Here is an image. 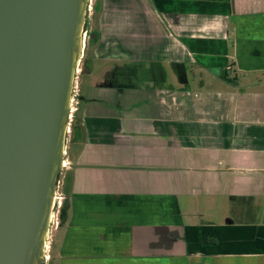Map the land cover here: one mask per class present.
<instances>
[{"label":"crops","instance_id":"crops-1","mask_svg":"<svg viewBox=\"0 0 264 264\" xmlns=\"http://www.w3.org/2000/svg\"><path fill=\"white\" fill-rule=\"evenodd\" d=\"M99 12L90 53L134 63L135 92L120 68L79 96L53 264H264V0H101Z\"/></svg>","mask_w":264,"mask_h":264},{"label":"water","instance_id":"water-1","mask_svg":"<svg viewBox=\"0 0 264 264\" xmlns=\"http://www.w3.org/2000/svg\"><path fill=\"white\" fill-rule=\"evenodd\" d=\"M90 2L0 0V264H46Z\"/></svg>","mask_w":264,"mask_h":264},{"label":"rangeland","instance_id":"rangeland-1","mask_svg":"<svg viewBox=\"0 0 264 264\" xmlns=\"http://www.w3.org/2000/svg\"><path fill=\"white\" fill-rule=\"evenodd\" d=\"M95 3H96V0H91V2H90V12H89V15H88V23H89V25L87 26V29L89 30L88 31L89 33H91L94 30L97 31L99 29V16H100L99 14H100V12H99V14L96 13L95 7H94ZM89 39H90V36H88V38H87V48L82 53V57H81V61H80V67H81V70H82L83 67H84L85 59L88 58L89 59L88 62H89L91 71L90 72H86V73L77 74V78H76V82L75 83L78 84V88H79V91H78L79 94H78V96H76L78 102H82L81 98H79V95H81V96L87 95L90 92L89 88L94 83H96V84L99 83L100 84V83L104 82L105 80H108V84L112 82V84L114 83L113 85H115V83L117 82V77L116 76H117V73L120 70V68L125 70L124 71V75H125L124 81H126L125 82L126 92L128 94H130V96H131V94H133L135 92V86H136L133 83V80H135L134 79V74H137V68H135L134 63L132 64V63H127V62H116V61L102 60V59H95L94 60L93 57H92V54L90 53V48L91 47H89L90 46ZM90 57H91V59H90ZM183 70H184V68H183ZM166 72H167L166 75L168 76V74L170 73L169 70L166 69ZM187 72L189 73L188 76H190V81L188 83V86L185 89L189 92V94H191L192 97H194V94L198 95V96L194 97L196 100H202V98H204L206 96V94L208 93V89H206L203 86H200L198 83L193 82L194 81L193 80L194 77L192 75V73L199 72V69L198 68L197 69L196 68H194V69L189 68V71H187ZM145 74L146 75H157V70H155L153 72V74H152V71L149 72V73H145ZM158 75H160V74H158ZM171 75H172V73L169 74V76H171ZM239 77H241V75H239ZM157 83H158L157 85H159L160 82L157 81ZM218 83L219 84H217L216 87H219V88H221L223 90L224 89L227 90V88H230V87L233 88L234 87L233 84L224 85L221 82H218ZM220 84L222 86H219ZM175 85L179 86L180 84L178 83V84H175ZM246 85L247 84L243 83V82L241 84H238L236 86V88H237L236 91H240L243 87H246ZM167 86H168V84H167ZM245 102H243V103H245ZM76 105L77 104L75 103V106ZM73 115H74V113H73ZM253 115L255 117H258V118H264V112H255V110H254ZM72 120H73V117H72ZM71 124H72V121H71ZM71 124H70V130H69V133H68V141H67V144H66V151H67V147L69 148L70 138H71V134H72V126H71ZM67 153H69V152H67ZM66 155H65V157H66ZM65 172H66L65 169H62V172H61L60 177H59V185H60V187L58 189V193L62 197L60 199V201H63L64 197H65V192H64V189H63V183H64V179H65ZM59 213H60V207H59V205L58 206L56 205V207L54 208L53 224L51 226L52 238L57 233V229L55 230L54 228H55L56 224H58ZM50 254H51V251H50ZM49 259H48V261H46V264L49 262Z\"/></svg>","mask_w":264,"mask_h":264},{"label":"trees","instance_id":"trees-1","mask_svg":"<svg viewBox=\"0 0 264 264\" xmlns=\"http://www.w3.org/2000/svg\"><path fill=\"white\" fill-rule=\"evenodd\" d=\"M100 5H101V0H96V3H95L94 7H95L96 13H98V14H99V11H100ZM88 25H89V23L87 24V26ZM98 39H99L98 31H96V30L92 31L91 35H90V39H89V44H90L89 47L94 46L97 43ZM77 115H78V112L75 111L74 115H73L72 124H71L73 135L70 138V145H71V142L73 143V141H75V130L77 128L81 129V124L77 121ZM76 140L77 141L79 140V142H80L82 140V137L76 138ZM63 189H64V192H65V197H64L62 206L60 208L59 226H58V229H57V233L54 235V237L52 238V242H51V248H50L51 254H54L55 247L57 245V241L59 240L60 234L63 231L62 229L66 225V222L69 219L70 202H69L68 191H67L66 177L64 179ZM51 254H50V257H51ZM47 264H53L51 258H50V260H49V262Z\"/></svg>","mask_w":264,"mask_h":264},{"label":"built area","instance_id":"built-area-1","mask_svg":"<svg viewBox=\"0 0 264 264\" xmlns=\"http://www.w3.org/2000/svg\"><path fill=\"white\" fill-rule=\"evenodd\" d=\"M84 37H85V45H86V39H87V30L85 31V33H84ZM82 57V56H81ZM80 61H81V58H80ZM80 72H81V67H80V62H79V66H78V73L77 74H80ZM79 88H78V84L77 83H75V85H74V91H73V96H72V110H71V120H70V124H71V121H72V117H73V113L75 112V110H76V106H75V103L77 104V102H78V100H77V98H76V96H78V94H79ZM65 155L67 154V151L65 150ZM68 165H69V160L67 159V157H64V161H63V169H65V168H67L68 167ZM59 187H60V185H59V182H58V187H57V196H56V203H58V205H59V207L61 208V206H62V203H63V201H60V199L62 198L61 196H60V194L58 193V189H59ZM59 196V197H58ZM59 201V202H58ZM57 205V206H58ZM52 224H53V222H52ZM52 224H51V226H52ZM58 226H59V221H58V224H56V226H55V230L56 229H58ZM51 233H52V230H51V228H50V235H49V239H48V241H47V244H46V252H45V259H46V261H48V259L50 258V247H51V242H52V235H51Z\"/></svg>","mask_w":264,"mask_h":264},{"label":"flooded vegetation","instance_id":"flooded-vegetation-1","mask_svg":"<svg viewBox=\"0 0 264 264\" xmlns=\"http://www.w3.org/2000/svg\"><path fill=\"white\" fill-rule=\"evenodd\" d=\"M89 30L87 29V38H88V36H90L91 35V33H89L88 32ZM87 48V39H86V45H85V48H84V50ZM84 52V51H83ZM84 55V54H83ZM88 56V55H87ZM90 59H91V57H90ZM89 59L88 58H86L85 59V62H84V67H83V69L81 70V71H84V73H86V72H89V71H91V69H90V65H89ZM81 73V72H80ZM80 96V95H79Z\"/></svg>","mask_w":264,"mask_h":264},{"label":"bare ground","instance_id":"bare-ground-1","mask_svg":"<svg viewBox=\"0 0 264 264\" xmlns=\"http://www.w3.org/2000/svg\"><path fill=\"white\" fill-rule=\"evenodd\" d=\"M59 197V196H58ZM56 205H58V203H56ZM53 217H54V212H53ZM52 222H53V218H52Z\"/></svg>","mask_w":264,"mask_h":264}]
</instances>
